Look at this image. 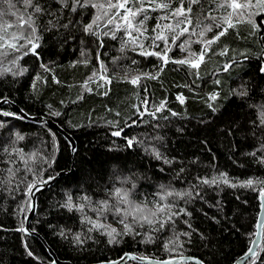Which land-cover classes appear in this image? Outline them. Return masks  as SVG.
<instances>
[{"label": "trees", "instance_id": "16d2710c", "mask_svg": "<svg viewBox=\"0 0 264 264\" xmlns=\"http://www.w3.org/2000/svg\"><path fill=\"white\" fill-rule=\"evenodd\" d=\"M222 2L128 0L126 8L142 9L132 22L143 35L133 31L138 44H132L122 19L124 9L109 10L108 0H91L104 4V9L77 5L75 12L73 0L63 8L56 0H33L45 9L42 14L26 9L24 0H11L13 8L0 0V11L5 13L0 26L12 25L0 35L18 46L25 45L19 51L0 47V53H6L0 55V99L14 102L28 115L51 118L75 141L71 150L67 139L45 122L21 119L9 103L0 106V264H53L42 242L18 229L29 211V186L70 170L37 194L30 219V229L43 237L60 261L95 264L132 253L159 260L184 254L204 264H232L249 249L260 209V185L256 190L231 187L220 174L235 183L264 181V125L258 119V107L264 105V13L254 17L258 24L255 31L247 23L228 29L208 48L198 68L171 62L199 60L204 48L200 41L211 39L221 29L213 26L203 37L200 31L213 24L210 17H216L218 23L231 11L219 7ZM159 4L167 7H157ZM189 6L192 11L187 17L193 23L177 27V21L185 17L173 14ZM28 15L35 19L38 55L24 54L29 47L25 40L11 41L14 34L30 33V29H21L23 21L19 19ZM97 15L101 19L93 30L98 36L85 34L84 25ZM198 20L202 21L199 27ZM165 25H171L172 30ZM185 27L188 31L173 43V37ZM158 34L166 37L170 49L167 65L157 56L140 55L139 44L146 51L165 49L164 40H154ZM190 53L195 56L190 57ZM157 73L156 79L145 75ZM100 75L106 81L100 80ZM136 76L141 79L133 85L129 81ZM242 90L246 96L233 94ZM212 94L217 95L215 101L209 100ZM115 131L121 134L112 135ZM18 135L24 139H17ZM129 139H134L132 147ZM213 180L217 182L211 183ZM116 189L128 191L136 203L172 204V211L180 214L160 231L153 230L158 224H133L140 235L124 236L120 243L109 244L103 230L89 232L92 225L82 220L88 217L122 232L121 217L114 211L102 215L97 211L100 202L107 201L109 208L117 204ZM167 191L174 195L160 201V195ZM187 192L190 197L175 195ZM69 195L74 203L84 205L83 211L62 207ZM127 222L131 223V217ZM174 232L191 235L180 236L183 248L165 250ZM76 234H80L82 244L75 243ZM148 236L152 241L142 242ZM255 250L256 255L244 264H264V227ZM125 264L144 263L128 260Z\"/></svg>", "mask_w": 264, "mask_h": 264}, {"label": "snow or ice", "instance_id": "6c2138e0", "mask_svg": "<svg viewBox=\"0 0 264 264\" xmlns=\"http://www.w3.org/2000/svg\"><path fill=\"white\" fill-rule=\"evenodd\" d=\"M6 3H8L9 8H13L14 5L11 3V0H5ZM57 3L60 4V6L66 7L68 0H56ZM199 0H191V3H198ZM128 3V0H117V3H112V0H108L107 3V8L110 9H124L125 11V15L122 17V19L125 21V27L127 29H129L128 31V35L131 38L130 42L132 44H138V40L135 37H132V32H138L140 33V35H143V32L141 31L140 28L136 27L133 24V19L136 17V15L138 14L139 11H142V9H137V11H132L131 9L126 8V4ZM24 5L25 8H29L31 7L33 10L34 14H42L45 12V9L42 8L39 4H34L33 0H24ZM80 6V7H87V6H91L93 8H98V9H104L105 5L104 4H97V3H91V0H73V7H72V11H76V6ZM157 7H161V8H166L167 5L166 4H159L157 5ZM219 7L224 8V9H231V11H227L226 15H224L223 17L219 18V22L217 23V18L216 17H210V19L213 21V24L210 25H204L203 29L200 31L199 35L201 37H203L205 35L206 32H210L212 31L213 26L216 28H220L221 30L215 35L213 36L211 39L209 40H202L200 41L201 43L204 44V48L202 49L201 53L199 54V60L195 61L193 59H182V60H173L171 62L173 63H177V64H189L190 67L192 68H198L199 67V63L203 62V58L204 55L207 53L208 48L216 43L217 41L220 40L221 37H223L224 35H226L228 29L230 28H234L236 26V24L238 23H247L249 25L252 26L253 31H255L258 27V24L256 22V20L254 19L255 16L261 15L262 13H264V0H243V2H240V0H223L222 3L219 4ZM192 11L191 6H189V8L187 10H185L184 8H180L177 9L176 12L173 14L175 16H183L185 17L184 20L181 21H177V27L179 26V24L181 23H187V24H192L193 21L191 19H189L187 17V13H190ZM5 13L0 11V17H2ZM16 13H13V15H15ZM49 15H53L55 16V13L53 12H49ZM104 15H107V11H105L103 13ZM235 18V20H234ZM20 20L23 21V23L20 25L21 29L27 28L30 29V33L28 35H13L11 37V41H18L20 39H23L26 41V44L29 46L27 47V50L25 51V55L31 53L33 55H38V53L36 52V49L39 47V36L37 35V29L35 26V19L33 17V15H28V17L25 19L23 16L19 17ZM101 19L100 15H97L94 17L93 21L89 24L84 25V32L85 34H92V35H97L98 34L93 30L94 25L98 26L97 22ZM145 19H147V17H145ZM113 22L112 19L108 20V23L111 24ZM200 23H202V21L198 20L197 21V27H199ZM262 23H264V21H262ZM49 24L53 27H55L56 25L53 24V21H49ZM140 24H143V21H140ZM12 27L11 24H6V25H2L0 26V32L3 33H7L8 28ZM63 27L67 28L68 25H63ZM119 27V26H118ZM158 28L160 27L159 25L157 26ZM165 28H168L169 30H172V26L171 25H165ZM155 31V29H154ZM188 31V28L185 27L184 29H182L176 36L173 37V43H175V40L178 38L179 35H183L185 32ZM193 34H196L195 32H193ZM113 38H115V36H113ZM0 40L4 41L3 45H0V47H4L5 45L7 46V48L13 49L15 51H19L20 48L25 47V45H17L16 43L10 42L9 40L5 39L4 35H0ZM154 40H164L165 41V49L162 52H153V51H146L144 50V46L143 44H139V47L141 48L140 51V55L143 56H157L160 60L163 61L164 65H167V63H169V57H168V51L170 50L167 46V40L166 37L162 34H158ZM123 51V48L121 49ZM185 50V46L181 45V51ZM6 53H0V55H4ZM224 54V53H221ZM83 55V53H82ZM195 54L194 53H190V57H194ZM83 63H87V61H83ZM133 63H136L135 61H133ZM41 67H45L43 64L41 65ZM227 65H225V68L227 69ZM101 68H103V65H101ZM47 70V69H46ZM160 71H163V66L160 68ZM261 71L264 72V68H261ZM97 74L94 72L93 76H96ZM148 76V78L151 79H156L157 76L159 75V73H157L156 76H152L150 74H145ZM104 77H101V79H103ZM92 77H89V80H91ZM141 77L140 76H136L131 78V80L129 81L130 83H132L133 85H136L139 83ZM110 82V81H109ZM233 94L236 95H240V96H246L247 92L246 91H239L236 92L234 91ZM178 99H181V102H183V99L181 97H178ZM217 99V95L216 94H212L209 97V100L215 101ZM163 103L161 104V108L163 107ZM209 107L213 109V111H216V108L214 105L209 104ZM160 109L157 108V111H159ZM4 115H13L12 113H4ZM56 115H59V113H57ZM173 115H175V113H173ZM258 119L260 120V124L264 125V105H261L258 107ZM121 133L120 131H115L112 133V135L114 136H119ZM17 139L19 140H23L24 137L23 136H17ZM128 146L132 147L134 144V139H129L128 140ZM264 147V146H262ZM156 158L160 159V154L158 152L155 153ZM251 155H255V153H251ZM168 162V161H165ZM264 162V161H262ZM51 178V177H50ZM220 179L223 180V182L225 184H229V186L231 187H241V188H252L253 190H256V185L259 184V197L264 200V181H260V180H253V179H248L246 181H241L238 183L235 182H231L227 175L224 173L220 174ZM217 182L216 180H213L211 183H215ZM203 183H210L207 180H204ZM35 185H30L29 186V192L32 191V188H34ZM163 187V186H161ZM115 195L117 197V204L112 205L111 208H109L107 201H103L100 202V205L97 209V211L102 215L105 211H114L115 215L118 217H121L118 220V223L123 224V231H117L116 228H112L110 226H106L102 223L99 222H93L90 218L85 217L84 220H82L83 222H87L90 223L92 226L91 228L88 229L89 232L91 231H100L103 230L101 232L102 235H106L108 237V243L109 244H118L120 243V240L124 237V236H128V235H132L134 238L135 236L140 235L139 232L134 231L133 228V224H140V226L142 227L145 223L148 225H153V224H158V227L153 229L154 231H160L163 230L165 228L166 223L170 222L172 220V218L174 216H178L180 213H176L172 211L173 205L172 204H162L160 202H140V203H136L134 201H132L129 196L130 193L128 191H122L121 189H116ZM174 195L173 192L171 191H167L164 194L160 195V201H164L167 199L168 196H172ZM175 195H186V196H191L190 192L187 193H175ZM82 199L84 200H88L89 198L87 197H83ZM120 205H124V207H121ZM151 205V207L149 206ZM62 207H66L69 211H73L74 209L77 211H83V204H76L73 202L72 197L69 195L65 201V203L62 205ZM21 211H24V209H21ZM180 212H185L184 209H181ZM190 215V213H185ZM166 219H158L159 217H165ZM131 217V223L127 222L128 218ZM189 227H191V225H189ZM19 231L23 232L24 229L21 227L20 229H18ZM61 236H64V232L61 231L60 233ZM190 236L191 233H173V236L165 243V250H171V251H176L179 248H183L184 242L180 240V236ZM90 238V237H89ZM119 238V239H118ZM74 241L76 244H82L83 241L81 240V236L80 234H76L74 236ZM152 241V237L148 236L146 240L142 241L145 243H149ZM169 245H171V249H169ZM249 253L252 254V256H255L256 253L253 251L252 248H249L248 251L245 253V256H247ZM29 255H32L31 252H29ZM182 256V254H181ZM183 258V257H182ZM143 259V258H142ZM243 259V257L241 258ZM121 260H123V257H121ZM110 264H116V262H110ZM158 264H171V261H160L158 262Z\"/></svg>", "mask_w": 264, "mask_h": 264}, {"label": "water", "instance_id": "95a60500", "mask_svg": "<svg viewBox=\"0 0 264 264\" xmlns=\"http://www.w3.org/2000/svg\"><path fill=\"white\" fill-rule=\"evenodd\" d=\"M6 103H9L10 107L18 115V117H20L21 119H25L27 121H32L35 123L45 122L48 126H50V128L52 127L54 131L58 132L63 137H65V139H67L68 143H70L71 150H73L75 148V143H74L75 141L72 138V136L67 131L63 130V128L58 126L54 121H52L51 118L50 119L49 118H39L37 116L28 115L20 107H18V105H16L14 102L11 103V101H9L7 99H0V106H3ZM70 171H59L57 174L50 176L51 178L47 177L43 181H40V182H37L34 184L35 187L32 188V191L29 192V194H28L30 197V207H28L29 211L26 214L25 219L23 220L24 221V225L22 226V228L24 229L23 233L26 235L35 236L42 242V246H45L48 254L51 256L50 258L53 259V264H71V263L69 261H60L58 258H56L57 256L52 251V249L46 245L47 243L43 239V237L39 233H37L36 231H33L32 229H30V219H32L34 212H35L34 207L36 204L37 194L49 189L54 184V181L57 180V178H59L62 175L67 174ZM258 198L260 199V209L258 210L259 213L257 216V222L255 224L256 225L255 235L253 236V239H252V241L250 243V247H249V248H252L254 252L256 251L255 249H257V246L259 245V243L261 241V235H262V231H263V227H264V200H262L260 197H258ZM247 251H248V249H247ZM245 253L243 255L239 256L235 260V262H233L232 264H244V262H246L252 256L251 253H249L247 256H245ZM121 257H123V260H121ZM121 257L117 258L115 260H112V261H107V262L103 261V262H98L95 264H110V262H116V264H125L128 260H134V261L144 263V264H158V262H160V261H171V264H178V263L184 264V262H192L195 264H204L197 257L184 255V254L182 256H177V257H173L170 259H164V260L147 258V257H139V256L134 255L132 253L122 254ZM242 257H243V259H241Z\"/></svg>", "mask_w": 264, "mask_h": 264}, {"label": "rangeland", "instance_id": "374dc122", "mask_svg": "<svg viewBox=\"0 0 264 264\" xmlns=\"http://www.w3.org/2000/svg\"><path fill=\"white\" fill-rule=\"evenodd\" d=\"M124 13H125V12H124ZM124 15H125V14H124ZM112 19H113V18H112ZM114 22L117 23V20H115ZM101 77H102V75H100L98 78H99L100 80H102L103 82L106 81L104 78L101 79Z\"/></svg>", "mask_w": 264, "mask_h": 264}]
</instances>
